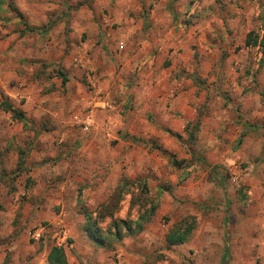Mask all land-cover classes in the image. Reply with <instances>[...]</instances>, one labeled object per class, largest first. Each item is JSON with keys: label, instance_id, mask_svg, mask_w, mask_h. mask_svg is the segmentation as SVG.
<instances>
[{"label": "rangeland", "instance_id": "374dc122", "mask_svg": "<svg viewBox=\"0 0 264 264\" xmlns=\"http://www.w3.org/2000/svg\"><path fill=\"white\" fill-rule=\"evenodd\" d=\"M2 8L17 24L39 22L37 33L52 28L54 50L6 83L11 95L0 89L26 119L0 104V264L21 238L35 243L28 259L46 261L58 245L67 264H264V0H0ZM102 52L123 58L106 71L132 64L115 91L98 89L102 69L89 66ZM18 84L32 91L30 104ZM127 93L163 107L117 106ZM95 96L114 101L105 106L111 121L97 118ZM186 96L194 118L176 131L163 126ZM8 141L25 164L15 166ZM142 214L149 220L138 230ZM186 221L188 238L166 244ZM40 227L35 241L29 232ZM61 230L68 238L58 244Z\"/></svg>", "mask_w": 264, "mask_h": 264}, {"label": "crops", "instance_id": "0c3cea01", "mask_svg": "<svg viewBox=\"0 0 264 264\" xmlns=\"http://www.w3.org/2000/svg\"><path fill=\"white\" fill-rule=\"evenodd\" d=\"M20 6H21L20 10L24 11L25 7L24 6L22 7L21 4ZM4 10H5L4 8L0 9V89L4 91V93L11 95V89H10L11 87H9L6 83L8 81L10 82V80L12 82V79L18 81L19 80L18 73L23 72L24 70H29V69L31 70V66H32L31 63L37 64L38 61H40L41 63L42 62L48 63L50 60H52V57L50 56V54H52L54 50V41H53V29L52 28L49 29L44 35L37 33L32 30V25L37 24L39 22H37L36 20H33V18L28 16L26 17V21L21 20L17 24L16 21H19L20 18L7 19L8 17H3L4 14H6ZM26 27H28L29 29L27 30ZM85 27L86 25L82 26V28H85ZM112 58H113V55H111L110 53L106 54L102 52L99 60H96V61L91 60L89 63L90 64L89 66L91 67H100L102 69L100 77L103 79H101L99 84H97L98 89L105 88L107 91H115L116 89H114L113 82L115 83L116 81H122V82L125 81V78L127 77V73L129 72V70H131L132 64L129 65L130 63L128 65L121 63L120 71L117 73L111 70L106 71V69H103L104 65H107L109 63H111L113 67L117 66L115 65V62L116 61L121 62V60L123 59V58H120V59L113 58L112 60ZM148 66L150 67L149 61H148ZM146 73L147 72H142L141 76H144ZM153 74L154 73L151 70L145 75V78L146 77L152 78ZM240 84L243 85L242 82ZM18 85H19V88L20 87L22 88L17 91L18 95H24L25 101H26L25 104L27 103L30 104L34 100L33 98L34 95L32 94V91L26 89V86L24 85L21 86L22 84H18ZM148 86L151 87V84ZM134 88L135 87H133L132 90H134ZM125 89H126V92L132 91V90H129L127 87ZM128 94L129 93H127V96H125L124 98L122 97L121 100H115V101H118V103H116L117 106H119L121 102H125V103L128 102L129 104H134L136 108H139L138 105L140 103H143V106H144L143 110H145L146 108L150 109L153 106L154 107L156 106L159 110H161V108L163 107L162 105H156V101L151 100V97H150L151 95L149 94L143 95V97L136 94L133 99H130V96L128 97ZM163 98H164L163 96L158 97V104H161L162 101H164L166 104L167 101H165V99L163 100ZM245 98L246 97H244V99ZM244 99L243 98L239 99L236 97L237 101L240 100L243 103L245 102ZM2 100L4 99L2 98ZM259 101L260 99L258 98L255 106L259 105L258 103ZM91 102L94 104L96 103L103 104V107L101 109H95V110L93 109L97 115V118H99V120L100 118L101 119L105 118L107 120H110V116H108L109 110L105 106L109 105L111 102H114V101L109 100L107 96L106 98L105 96L103 98L95 96ZM173 102L174 104L172 105V107L170 106L172 108V111H169L168 115L164 114V116H162L164 121H162L163 124L162 123L161 124L163 126L170 127V129L173 131H176L182 128L184 118L185 119L194 118V103L192 99L191 100L189 99L188 96H186L185 98L183 97L176 98L173 100ZM133 112L134 111L131 110L129 107L126 110V113L124 114V118H127V116L129 115L131 118ZM139 115L141 116V114ZM23 118H24V114H23ZM121 119L112 118L113 120L112 122L115 126L118 124H124V123H121ZM23 121L25 122L26 119ZM99 129L101 130V128ZM160 130L162 132V129ZM97 131H93L95 132V134H92V136L94 135L93 137L97 135L96 133ZM162 134L164 133L162 132ZM239 137H240V134L238 138ZM238 138L236 139V141L238 140ZM93 144H96V142H94ZM5 146L7 148L12 149V151L10 152L11 153L10 155L13 154L12 159L15 160L16 167L19 165L25 164V159L23 160L20 159V153H18L19 152L18 147L12 146L9 143V141ZM3 155H5L4 152H2V156ZM70 231H72L71 228H70ZM34 247H35V243L30 242L25 238H21L19 241H12L11 246L8 247V250H12V254L8 258V264L10 263L12 264H45L44 262L46 261H47V264H50L47 260V254H46V261L44 259L43 260H37V258L33 259V257L28 259V256L34 253ZM17 248L19 249V251H17ZM3 253L5 254L6 252H3ZM3 260H4V255L3 257L0 255V263L3 262ZM6 260L7 259H5V261Z\"/></svg>", "mask_w": 264, "mask_h": 264}, {"label": "trees", "instance_id": "16d2710c", "mask_svg": "<svg viewBox=\"0 0 264 264\" xmlns=\"http://www.w3.org/2000/svg\"><path fill=\"white\" fill-rule=\"evenodd\" d=\"M252 36H253V31L248 32L247 38H246V44L247 45H251V46L252 45L253 46L256 45V38L254 37L255 40H251V37ZM64 81H65V76L63 75V82ZM0 104H1V106L4 109H7V110L11 111L13 117H15V118H17L19 120H24L23 115H22V112L19 111V110H17V109H15L11 105V103L8 102L6 99L2 100ZM242 136H243V133L240 134V137L238 138L237 143H240ZM151 146L153 148L159 149L163 154L170 155L165 148H162V147H160L157 144L152 143ZM149 209H150V214H152L153 211H154V207L149 208ZM145 215L146 214H142L143 217L142 216L141 217L139 216L135 220V224H136V227H137L138 230L141 229V226H142V222L143 221L149 220V217H146ZM87 219H88L87 222H86V228H87V230L89 231L90 234H92V236H93L94 239L101 241L102 240L101 236L95 231L96 228L93 225V223L90 222L88 216H87ZM193 228H194L193 221H186V222H184V224L182 223V224H180L178 226L172 227L171 229H169L167 231V233L165 235V242H166V244L171 245V244H177V243L184 242L188 238V236L191 234ZM126 229L128 231L133 230V228L130 227V226L129 227H126ZM223 256L225 257V254ZM47 260H48V262L50 264H67V260H66V257H65V253L63 251V248L61 246H58V245H53L50 248V250L47 253Z\"/></svg>", "mask_w": 264, "mask_h": 264}, {"label": "built area", "instance_id": "2783aa9c", "mask_svg": "<svg viewBox=\"0 0 264 264\" xmlns=\"http://www.w3.org/2000/svg\"><path fill=\"white\" fill-rule=\"evenodd\" d=\"M119 47H122V45L120 44ZM91 122V117L89 114H86V116L82 119V124L86 125L89 124ZM43 232H45L43 227L34 229L33 231L29 232L30 237L35 240V241H39L40 239L43 238ZM68 238V234L66 230H61L60 231V235H58V239H57V243H66Z\"/></svg>", "mask_w": 264, "mask_h": 264}]
</instances>
